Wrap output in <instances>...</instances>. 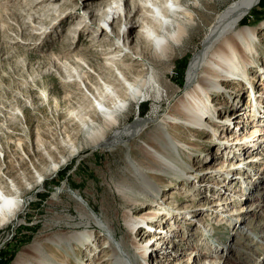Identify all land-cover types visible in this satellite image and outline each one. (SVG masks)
I'll use <instances>...</instances> for the list:
<instances>
[{
    "label": "rangeland",
    "instance_id": "1",
    "mask_svg": "<svg viewBox=\"0 0 264 264\" xmlns=\"http://www.w3.org/2000/svg\"><path fill=\"white\" fill-rule=\"evenodd\" d=\"M133 1L127 0L126 10ZM229 1L210 0V8L205 10L214 15ZM85 2L87 5H81L82 0H58L55 11L49 2L39 5L35 0L26 6L24 0H0V181L7 187L13 180L21 198L18 216L0 225L1 264L9 254H13L9 264L20 253L25 260L38 258L33 243L46 247L45 237L80 220L75 209L78 199L87 204L86 208L96 209L99 217L104 215L105 205L107 216L116 224L117 240L127 231L125 218L130 209L149 203L140 214H155L151 217L156 220L150 227L144 221L134 230L140 234L129 238L140 246L154 242L156 249L150 259L138 255L137 264H220L229 245L238 246L235 256L245 264H262L264 247L251 242L264 230V211H247L241 227V215L237 213L252 205L246 202V193L259 174L246 178L247 173L254 172L248 166L254 162V168H264V0L241 23L256 28V38L244 39L238 31L224 38L226 42L231 37L238 39L244 52L236 55L238 69L233 83L219 84L226 79L224 69L211 72L209 68L215 65L212 54L219 45L200 63L195 79L186 83L190 58L201 47L211 19L203 24L197 17L201 28L177 47L173 59L154 63L138 58V69L153 63L163 86L156 95L149 91L120 112L119 125L136 116L148 118L144 131L102 150L91 147L81 123L84 117H98L93 106L95 97L99 98L98 90L90 85L88 90H79L68 84L67 62L64 67L67 52L84 50L82 55L97 65L104 48L109 47L106 35L95 42L90 33H71L77 24L94 31L99 20L96 10L102 0ZM83 14L89 18L83 19ZM137 29L132 27L131 36ZM87 69L95 77L91 79L98 82L93 70ZM201 77L216 84L221 92H206ZM188 100L201 109L199 128L185 113ZM243 107L245 113L237 114ZM201 130L206 133L198 134ZM238 134L241 139L235 142ZM233 151L237 157L232 158ZM60 160V168L53 171V162ZM190 165L191 171L186 172L184 166ZM61 170L66 173L59 176ZM155 190L160 198L151 200ZM201 195L204 197L198 201ZM124 199L131 203L127 205ZM247 226L252 229L249 238L245 237V228L240 233V228ZM167 229L171 234L166 237ZM104 234L109 236L108 231ZM87 253L82 249L78 257L84 258Z\"/></svg>",
    "mask_w": 264,
    "mask_h": 264
},
{
    "label": "bare ground",
    "instance_id": "2",
    "mask_svg": "<svg viewBox=\"0 0 264 264\" xmlns=\"http://www.w3.org/2000/svg\"><path fill=\"white\" fill-rule=\"evenodd\" d=\"M34 1L35 0L29 2L24 0V3L27 6L32 5ZM209 1L210 0H134L130 5V9L126 10L125 5L127 0H102V3L97 5L96 11L100 17L93 27L94 31L84 30L81 24H77L71 29L73 31L71 33H73L74 36L78 31L80 34L84 32L89 35L90 33L93 35L91 39L98 42L101 35H106L108 40H105L109 42L107 43L109 47L104 48L101 62L98 64L96 62L97 60L95 61L97 65L90 62L88 60L89 57L85 58L82 55V52H84L83 54L86 52L84 50L82 52H67L65 57L68 60L66 59L67 61H64V67L67 68L66 62L69 66L67 71L69 77L68 84L75 85L79 90L83 88L88 90V85L98 90L99 98L95 97L97 103L93 105L94 114H97L98 117L93 119L88 116L81 119L82 127L85 128V133L91 140L92 148L95 150H102V147L107 149L117 145L118 141L130 139L135 135H140L144 131L148 118L136 116L131 121L119 125L121 119L119 118L120 112L130 104V102L145 96L147 93L149 94V91L154 92L156 95V93L159 92V87L162 88L163 85L159 76L157 77L158 73L153 63H149L146 68L143 67L138 69L139 65L137 66L136 62L138 58H149L148 60L154 63L173 59L177 47L180 46L182 42L190 40L194 33L201 28L197 17L203 24H207L210 19L211 22L207 25L208 28L201 39V47L196 50L190 58L191 60L187 66L185 75L187 85L195 79L194 73L197 68H199L200 63L204 61L207 54H212L214 52L213 48L215 45H219L220 48L217 49V52L215 51L212 54L215 59V65H213L212 68L209 66L211 72H216L218 68H223L226 79H222L223 81L220 80L219 84L225 81V83H228L229 80L230 83L235 82L231 80L236 79V75L234 74L238 69V59L236 55L237 53L244 52L238 39L231 37L230 41L226 42L224 38L231 31L242 33L244 39L251 40L257 37L256 28H252L250 25L246 24L241 25V23L244 22L252 8L260 3V0H230L226 6L214 15L208 14V11L205 10V8H210ZM47 2H49L48 5H52L51 8L49 6L50 9L57 11L59 7H57L58 0H37L36 4H47ZM81 5H87V2L82 0ZM191 9L196 10L197 13L194 15V11H191ZM37 10L38 9H36V11ZM94 13L90 14L95 15ZM82 17L83 19L89 18L87 14H83ZM117 18H120L119 23L113 24L114 20ZM126 20H128V22H126ZM262 24L264 25V22ZM134 26L138 28L137 33L131 36L132 27ZM237 28H239V30H237ZM99 53L96 52L97 55H99ZM86 66L93 70L92 73L94 72L98 82L95 83L93 81L95 77L94 75L92 76L90 73L91 71L87 69ZM209 68H207L206 71L208 70L209 72ZM91 76L94 78L91 79ZM199 81L204 86V90L209 94H213L214 91L221 92V89L217 88L216 84H211L207 78L201 77ZM190 102L191 100H188L184 103V107L189 111L185 113L187 116L192 117L190 123L196 127H200V120L202 118L201 109L198 107H196V109L195 103ZM237 104L238 102L234 107ZM242 105L243 104L239 107ZM231 106H233V102L230 104V107ZM241 110L238 111L237 114L245 113V107ZM242 120L243 119H239V122H242ZM211 124L213 123L211 122ZM213 125L219 126L216 123ZM225 125L226 129H228L229 125ZM199 133L205 134L206 132L201 130L198 134ZM220 134L221 132L218 138H220ZM235 139V142H238V139L240 141L241 138H239V134L235 136ZM241 145L243 148H246V143H242ZM232 153V158L237 157L234 151ZM147 155L143 153L144 157H147ZM253 160L254 159H250L249 162ZM61 163H63L61 160L59 162L54 161L52 170L55 171L59 169ZM221 163L222 167L225 162L223 161ZM254 164L253 162L248 166H251V170H254V172L247 173L246 178L256 174L259 175L257 176V180L249 186L245 199L246 202L251 201L253 206L250 205L249 208L241 209L239 213H237L238 216L241 215L239 218V227H241L244 221L245 217L243 215L250 209L264 211V168H259L260 170L254 168ZM184 168L186 172L191 171V165L189 167L184 166ZM233 170H235V168L233 169L232 167V171ZM204 172L207 173L209 171ZM205 173H203L201 177H204ZM39 175L42 174L39 173ZM40 181L41 178L37 180V183ZM4 185L0 181V225L18 216L21 201L20 195H18L19 187L13 180L7 182V187ZM171 186L172 185L169 187ZM158 193L159 191L155 190L151 195V200H158V198H160V196L157 197ZM202 197L204 196L201 195L198 201H201ZM125 202L127 205L131 203L129 200ZM86 205L79 201V199L75 202V209H77L80 220L69 224L62 230L56 231L53 235L45 237L44 243H46V247L42 244L33 243L35 245H32V247L39 253L38 258L34 259V261L25 260L23 259V254L20 253L14 259L13 264H73L75 262V264H137L138 255L150 259L151 255L154 254L156 249V247L153 246L154 242L149 246H140L138 245V241L135 242V240L129 238L131 234L136 236L140 234L138 231L134 233V230L137 226H141V223L145 221L144 224L150 227L156 220L154 217H151L155 216V214L147 215L148 217H144L146 213L140 214V211L145 206L149 205V203H142L136 207L134 206L135 210L132 208L130 209L131 212L127 214L125 218L127 231L119 240H117L116 224H114L112 218L107 216L106 212H108V209L105 208V205L102 208L104 215L101 217H99L96 209H88ZM235 222V224H237V221ZM244 228L245 237L249 238L252 229L250 226L242 227L240 228V233H243ZM104 231H108L109 236L104 234ZM143 231L146 230L144 229ZM170 234V229L165 230L164 235L166 237ZM165 239V241H167V238ZM114 240L117 243H115ZM251 245L264 247V230L253 239ZM82 249L88 250L87 255L84 257L85 259L83 257H78ZM236 249H238V246H227L225 250L226 255L223 262L220 264H245L244 261L235 256V251L237 252ZM43 250L51 251L46 253L43 252ZM53 250H55L56 254H54ZM148 250L149 252L147 253ZM167 253L170 252L167 251ZM262 264H264V259Z\"/></svg>",
    "mask_w": 264,
    "mask_h": 264
},
{
    "label": "trees",
    "instance_id": "3",
    "mask_svg": "<svg viewBox=\"0 0 264 264\" xmlns=\"http://www.w3.org/2000/svg\"><path fill=\"white\" fill-rule=\"evenodd\" d=\"M142 108H143V107H142ZM64 173H66V171H65V170H61L60 173H59L58 175H59V176H62ZM12 258H13V254H9V255L7 256V259L4 260V261L2 262V264H9V263H10V260H12Z\"/></svg>",
    "mask_w": 264,
    "mask_h": 264
},
{
    "label": "built area",
    "instance_id": "4",
    "mask_svg": "<svg viewBox=\"0 0 264 264\" xmlns=\"http://www.w3.org/2000/svg\"><path fill=\"white\" fill-rule=\"evenodd\" d=\"M0 248H1V246H0ZM0 264H1V262H0Z\"/></svg>",
    "mask_w": 264,
    "mask_h": 264
}]
</instances>
